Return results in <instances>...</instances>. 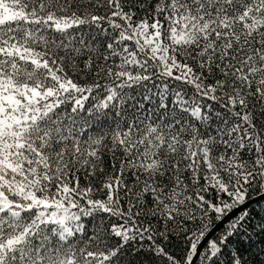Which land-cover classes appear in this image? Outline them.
Listing matches in <instances>:
<instances>
[{"label":"snow or ice","instance_id":"1","mask_svg":"<svg viewBox=\"0 0 264 264\" xmlns=\"http://www.w3.org/2000/svg\"><path fill=\"white\" fill-rule=\"evenodd\" d=\"M250 195L264 0H0V264H264Z\"/></svg>","mask_w":264,"mask_h":264},{"label":"water","instance_id":"2","mask_svg":"<svg viewBox=\"0 0 264 264\" xmlns=\"http://www.w3.org/2000/svg\"><path fill=\"white\" fill-rule=\"evenodd\" d=\"M260 198H262V197L257 196V197H255V198H250L247 206H249V205H251L252 203L256 202V200H258V199H260ZM238 211H239V209H237L236 211H234L233 214H236V212H238ZM224 223H226V220H225L224 222L220 223V224L217 226L216 230H215L214 232H212V234L209 236V238H211V236H212V235H213V234H214L219 228H221L222 225H224Z\"/></svg>","mask_w":264,"mask_h":264},{"label":"trees","instance_id":"3","mask_svg":"<svg viewBox=\"0 0 264 264\" xmlns=\"http://www.w3.org/2000/svg\"><path fill=\"white\" fill-rule=\"evenodd\" d=\"M250 198H253V197L250 195ZM260 199H264V197H262V198H260ZM255 203H256V202L252 203V204L249 205V206H253ZM253 215L256 216L257 218L259 217V213H257L255 210L253 211ZM223 226H224V225H222V227L219 228L217 231H219L220 229H222ZM217 231H216V232H217ZM216 232H215L212 236H214V235L216 234ZM212 236H211V237H212ZM261 239H264V237H262V238H260V239L257 240V246H259V244H260V240H261Z\"/></svg>","mask_w":264,"mask_h":264}]
</instances>
